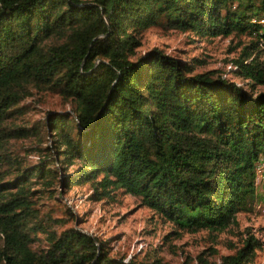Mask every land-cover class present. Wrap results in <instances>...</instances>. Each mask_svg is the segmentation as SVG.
Masks as SVG:
<instances>
[{
  "label": "trees",
  "instance_id": "trees-1",
  "mask_svg": "<svg viewBox=\"0 0 264 264\" xmlns=\"http://www.w3.org/2000/svg\"><path fill=\"white\" fill-rule=\"evenodd\" d=\"M153 25L247 37L232 60L247 86L197 70L203 58L158 46L138 53ZM262 53L264 0H0V264H164L112 254L107 240L73 226L57 232L59 219L40 201L56 183H88L97 200L122 188L190 232L223 230L253 210L264 201L255 183ZM36 92L59 95L70 110L46 111L52 144L24 164L10 140L39 137L41 126L12 119ZM38 233L47 247L33 246ZM247 233L234 252L190 264H264L254 261L261 242Z\"/></svg>",
  "mask_w": 264,
  "mask_h": 264
},
{
  "label": "rangeland",
  "instance_id": "rangeland-1",
  "mask_svg": "<svg viewBox=\"0 0 264 264\" xmlns=\"http://www.w3.org/2000/svg\"><path fill=\"white\" fill-rule=\"evenodd\" d=\"M246 42L248 38L244 36L204 38L192 31L153 25L143 32L137 52L158 46L182 59L203 58L206 62L198 66L197 70L216 69L223 76L246 87L245 80L234 73L235 66L232 61L241 53ZM261 58L264 59V53ZM256 90H264V86L257 85ZM21 103L24 104L23 112L12 121L20 125L38 123L41 126V134L39 137L32 135L11 139L9 144L13 153L22 159V163L32 164L43 157L44 151L40 149L52 144L50 134L46 133L42 125L46 111L70 110V107L59 95L51 92H36ZM261 162L264 161H260L259 166ZM54 165L57 166L58 163ZM72 167L73 165L70 170ZM59 174L58 179L62 177V172ZM258 174L256 173L258 180L255 176V183L259 196L264 193V181H261ZM34 187H37V184ZM55 188L58 192H55L54 196L40 200L43 211H48L59 219L53 228L60 232L73 226L96 235L107 240L112 254L148 261L160 258L164 264H190L197 261L198 254L209 260H218L221 255L232 253L241 246L249 231L261 242V247L256 249L254 261L264 262V212L256 208L257 202L254 203L253 210L237 213V222L223 230L210 231L204 228L190 232L177 228L171 221L145 205L141 197L124 192L122 188L114 191L113 198L99 200L91 197L92 190L88 183H71L68 187L61 188L56 183ZM50 191L54 192L53 189ZM40 194L37 192L35 197ZM261 203H264L262 199ZM33 246H48L44 233L37 234Z\"/></svg>",
  "mask_w": 264,
  "mask_h": 264
},
{
  "label": "built area",
  "instance_id": "built-area-1",
  "mask_svg": "<svg viewBox=\"0 0 264 264\" xmlns=\"http://www.w3.org/2000/svg\"><path fill=\"white\" fill-rule=\"evenodd\" d=\"M262 164L259 166V164L260 163H258L257 164V166H256V173L258 174L259 172V174H260V176H261V181L263 180L264 181V162H261ZM258 174V175H259ZM256 178H257V176H256ZM256 180H258V178L256 179ZM256 204V208L259 210V211H264V208L262 207L263 206V204L260 202V201H258L257 203H255ZM255 206V205H254Z\"/></svg>",
  "mask_w": 264,
  "mask_h": 264
}]
</instances>
